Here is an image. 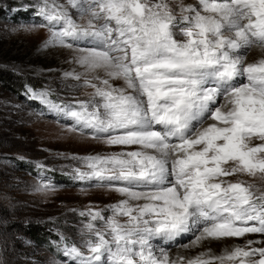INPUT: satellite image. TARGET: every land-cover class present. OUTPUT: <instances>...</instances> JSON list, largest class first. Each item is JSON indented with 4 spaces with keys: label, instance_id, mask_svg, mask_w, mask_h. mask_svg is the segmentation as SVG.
<instances>
[{
    "label": "snow or ice",
    "instance_id": "6c2138e0",
    "mask_svg": "<svg viewBox=\"0 0 264 264\" xmlns=\"http://www.w3.org/2000/svg\"><path fill=\"white\" fill-rule=\"evenodd\" d=\"M36 7L47 44L77 53L91 74L81 86L93 91L74 103H54L48 92L32 98L73 121L69 131L121 149L81 158L88 171L76 169L77 179L123 199L108 206V217L80 212L88 217L82 242L65 244L64 255L74 264H264V191L229 179L264 180V57L247 61L249 49L264 51V0H179L178 13L169 0ZM189 233V246L262 239L186 261L152 243L179 244Z\"/></svg>",
    "mask_w": 264,
    "mask_h": 264
},
{
    "label": "rangeland",
    "instance_id": "374dc122",
    "mask_svg": "<svg viewBox=\"0 0 264 264\" xmlns=\"http://www.w3.org/2000/svg\"><path fill=\"white\" fill-rule=\"evenodd\" d=\"M38 3L40 0H0V82L7 81L0 84V264H74L64 255L63 247L82 242L81 231L88 217L79 213L91 207L108 217V206L123 199L114 191L95 187L94 180L77 179L75 171H88L81 158L121 149L69 131L73 121L32 98L33 92H48L47 99L54 103H74L89 99L93 91L81 86L91 74L84 75L85 69L76 63L77 53L47 44L50 34L47 27L41 26L46 22L38 15ZM59 3L66 4V0ZM183 3L195 5L196 0ZM169 4L178 13L179 0H169ZM69 11L78 23H86L74 9ZM252 49L247 51L248 62L262 58ZM72 72L80 73L81 80L65 76ZM96 74L104 76L102 70ZM113 83L123 86L122 81ZM229 179L244 180L264 191V180L258 176ZM45 184L54 190H41ZM191 238L189 233L180 238L179 244L159 240L152 243L165 248L175 260V251L190 245ZM249 239L262 237L251 234L212 241L219 247L214 255L224 253L226 242L233 244L230 252L233 246H243ZM188 247H184L186 252L194 248ZM155 250L159 255V248ZM179 258L187 260L185 256Z\"/></svg>",
    "mask_w": 264,
    "mask_h": 264
},
{
    "label": "bare ground",
    "instance_id": "6f19581e",
    "mask_svg": "<svg viewBox=\"0 0 264 264\" xmlns=\"http://www.w3.org/2000/svg\"><path fill=\"white\" fill-rule=\"evenodd\" d=\"M251 52H253L254 54H256L257 55V57L258 58H260V57H264V51H262L261 49H259V48H253L252 50H251ZM256 58V57H255ZM103 71V70H102ZM232 243L231 242H226V244L224 245V247H223V252H225V250H227V251H229V249H231V247H232V245H231ZM188 246H189V244H188ZM187 245L186 246H182L181 248H178V250H176L175 251V255L179 258V257H181V256H185L187 259L188 258H192V257H194L195 255H197V254H199L200 252H206V251H208L209 249H211V251H212V253L213 254H215V253H217V252H219V247H217V246H214V245H212L211 244V242H209V241H204L200 246H189L188 247ZM184 247H188V248H192V247H194V248H192V250L191 251H185L184 249H186V248H184ZM187 250V249H186ZM159 252V251H158ZM170 254V253H169ZM170 256V255H169ZM176 257V258H177ZM175 258V257H174Z\"/></svg>",
    "mask_w": 264,
    "mask_h": 264
},
{
    "label": "trees",
    "instance_id": "16d2710c",
    "mask_svg": "<svg viewBox=\"0 0 264 264\" xmlns=\"http://www.w3.org/2000/svg\"><path fill=\"white\" fill-rule=\"evenodd\" d=\"M2 82H3V81H2ZM6 83H7L6 80L4 81V83H1V82H0V84H6ZM29 230H30V229H29ZM35 239L38 240V239H39V236H37V237L35 236Z\"/></svg>",
    "mask_w": 264,
    "mask_h": 264
}]
</instances>
